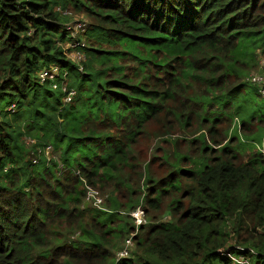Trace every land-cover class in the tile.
Segmentation results:
<instances>
[{
  "label": "trees",
  "instance_id": "obj_1",
  "mask_svg": "<svg viewBox=\"0 0 264 264\" xmlns=\"http://www.w3.org/2000/svg\"><path fill=\"white\" fill-rule=\"evenodd\" d=\"M258 54L264 0H0V264H264Z\"/></svg>",
  "mask_w": 264,
  "mask_h": 264
},
{
  "label": "built area",
  "instance_id": "obj_2",
  "mask_svg": "<svg viewBox=\"0 0 264 264\" xmlns=\"http://www.w3.org/2000/svg\"><path fill=\"white\" fill-rule=\"evenodd\" d=\"M57 10H62V13L64 15L71 16L72 18V21L67 24V29L71 30V34H70L71 40L68 41L66 43L67 45L65 44V46L67 48L68 56L70 58H73L75 61L79 62V60H83L85 56L84 54H82V52H80L79 49H77L79 45L84 44L83 41L78 40V34L86 30V26L88 24L87 20L84 18L78 19L77 16L73 15V12L71 10L61 9L60 7H57ZM260 65L263 68V71L250 74L248 79H250L253 83L260 85V90L264 96V56L260 58ZM80 69L83 70V67H81ZM59 71H60V66L55 65L52 67L50 71L43 70L42 76L45 78L46 76L49 75V73L51 74V76L57 75ZM53 86L56 87L57 84L54 83ZM74 95H75V91L70 90L69 95L66 96V101H72ZM14 107H15V104H13L11 108H14ZM91 198H94V199H91ZM86 199L96 206H100V203H101L100 200H102L101 197H98V192L91 186H87ZM130 213H131V216L134 218L135 223L138 226L148 223V218L146 217L145 210L142 209L141 206L137 207L135 210H132ZM132 237L133 236H131L130 239L127 240V243L124 245L123 250L120 251L119 253L117 252L118 260L126 256H129V253L134 246V241ZM238 261L242 264H250V262L244 257H239Z\"/></svg>",
  "mask_w": 264,
  "mask_h": 264
},
{
  "label": "rangeland",
  "instance_id": "obj_3",
  "mask_svg": "<svg viewBox=\"0 0 264 264\" xmlns=\"http://www.w3.org/2000/svg\"><path fill=\"white\" fill-rule=\"evenodd\" d=\"M76 13H74L73 12V15H75ZM72 15V16H73ZM78 15H81V14H78ZM82 16H77V18L78 19H82L81 18ZM62 35H63V32H62ZM67 45V44H66ZM262 56H264V54H258V57H259V59H258V63H257V66L255 67V69H253V70H251L250 71V73L249 74H252V73H257V72H262L263 71V68L261 67V65H260V58L262 57ZM148 67V66H147ZM138 68V66H136L134 69L136 70ZM137 72L139 73L140 72V70H137ZM248 74V75H249ZM255 88V87H254ZM250 93H252V94H254V97H256V101H257V103H258V105L261 107V108H263V110H264V97L263 96H260V95H258L255 91H254V89H253V87H251V90H250ZM264 113V112H263ZM235 121H237V122H235ZM238 123L239 122V119H234V121H233V123ZM234 123V124H235ZM234 124H232V125H234ZM259 137L256 139V140H254V141H251V140H249L250 142H252V143H254V146H256L257 148H261L262 149V151L264 152V132L262 133V136H261V142L262 143H260L259 142ZM29 141V140H28ZM32 141V140H31ZM31 141H29L30 143H33V142H31ZM53 147V145L51 146V145H49L48 147H47V149H46V155L47 156H54V157H58L59 156V152H55L53 149H54V147ZM248 152H247V149L246 150H244V152L242 153V156H245L246 154H247ZM52 154V155H51ZM245 158V157H244ZM145 177V176H144ZM143 177V178H144ZM97 192H98V197H101L102 198V200H100L101 201V203H100V206H102L103 207V209H105V210H109V207H108V201H107V197H108V192L107 191H101L100 189H98L97 187H93ZM92 196V195H91ZM91 199H94V198H91ZM90 199V200H91ZM87 200V199H86ZM88 201V200H87ZM92 201V200H91ZM138 202H137V204H138V206L137 207H139V206H141L142 207V209H144V206H145V201H144V198H143V196L142 195H139L138 196V200H137ZM90 202V201H89ZM92 205V204H91ZM93 206V205H92ZM122 209V208H121ZM124 209V208H123ZM120 210L119 212H122V213H124V215H126V214H128V211L129 210ZM129 213H130V211H129ZM149 218V217H148ZM165 218H167V216L165 215L162 219H165ZM150 219V218H149ZM149 219H148V221H149ZM150 222H151V220H150ZM137 231H138V229H137ZM134 234H136V232H131V233H126L125 234V236L123 237V238H121V239H118V244H117V246H116V251L119 253L120 251H122L123 250V248H121V246L122 245H125L126 243H127V240L128 239H130V237L131 236H133ZM117 252H116V254H117ZM116 258H117V256H116ZM235 260L238 262V260H239V258H235ZM239 263V262H238Z\"/></svg>",
  "mask_w": 264,
  "mask_h": 264
}]
</instances>
